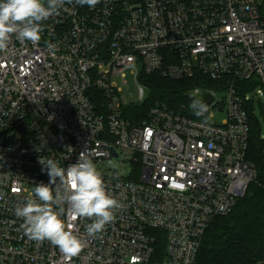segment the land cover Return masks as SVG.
Returning <instances> with one entry per match:
<instances>
[{
	"label": "built area",
	"instance_id": "1",
	"mask_svg": "<svg viewBox=\"0 0 264 264\" xmlns=\"http://www.w3.org/2000/svg\"><path fill=\"white\" fill-rule=\"evenodd\" d=\"M260 6L100 0L90 8L73 0L42 22L37 44L13 34L0 51V264H197L207 229L232 212L258 174L247 153L251 111L264 97ZM129 73L141 102L126 100ZM156 73L197 79L190 102L127 116L128 106L149 97L145 76ZM195 101L208 111L195 115ZM81 153L119 207L92 237L86 226L95 218L74 217L64 205L66 229L84 242L66 257L47 240L29 239L15 209L36 199V185L49 184L41 158L67 168ZM113 159L129 171L107 166Z\"/></svg>",
	"mask_w": 264,
	"mask_h": 264
},
{
	"label": "clouds",
	"instance_id": "2",
	"mask_svg": "<svg viewBox=\"0 0 264 264\" xmlns=\"http://www.w3.org/2000/svg\"><path fill=\"white\" fill-rule=\"evenodd\" d=\"M100 0H75L80 6L95 7ZM73 0H0V51L8 48L12 35L20 41L37 44L41 39L43 21L48 20ZM50 48L53 45H48ZM190 107L197 116L208 111L205 103L193 102ZM47 169L49 184L34 188L36 199H28L17 206L15 214L24 220L25 235L37 242L49 241L66 257L77 255L84 242L67 230L61 219L68 205L74 217L95 218L86 226L87 234L94 237L114 220L113 210L118 201L108 194L101 173L96 165L81 153L75 164L60 167L52 159H40ZM58 179V183H57ZM55 185V195L53 187Z\"/></svg>",
	"mask_w": 264,
	"mask_h": 264
},
{
	"label": "trees",
	"instance_id": "3",
	"mask_svg": "<svg viewBox=\"0 0 264 264\" xmlns=\"http://www.w3.org/2000/svg\"><path fill=\"white\" fill-rule=\"evenodd\" d=\"M264 14V1L260 6ZM151 88L142 104L126 108L127 116L137 119L147 116L156 103H166L181 109L186 94L196 85L197 79H171L156 73L145 76ZM261 123L251 111V131L247 158L258 170L256 181L235 208L227 215L217 217L207 229L198 254L197 264H257L264 260V138ZM161 235L157 251L165 255L166 239Z\"/></svg>",
	"mask_w": 264,
	"mask_h": 264
},
{
	"label": "rangeland",
	"instance_id": "4",
	"mask_svg": "<svg viewBox=\"0 0 264 264\" xmlns=\"http://www.w3.org/2000/svg\"><path fill=\"white\" fill-rule=\"evenodd\" d=\"M264 0H259L260 4H263ZM121 83V80H119ZM125 93H126V100L128 103H136L141 102L139 101V83L134 78L133 75L130 73L128 74V83L124 85ZM145 91L147 94L151 93V88L149 86H145ZM186 100L184 102H187L188 104L190 102L188 93L186 94ZM220 96L225 95V93H219ZM257 96V95H256ZM259 98V97H258ZM254 114L258 121L262 124V131L261 136L264 138V97L260 98V101H256L255 107H254ZM216 119L218 121H221L223 119L222 114H217ZM107 166L112 168H118V169H124L125 173L129 171L130 165L125 162L123 164L120 159H113L111 160Z\"/></svg>",
	"mask_w": 264,
	"mask_h": 264
},
{
	"label": "water",
	"instance_id": "5",
	"mask_svg": "<svg viewBox=\"0 0 264 264\" xmlns=\"http://www.w3.org/2000/svg\"><path fill=\"white\" fill-rule=\"evenodd\" d=\"M208 100H209V101L211 100V97H210V96H208ZM257 264H264V260H263V261H260V262H258Z\"/></svg>",
	"mask_w": 264,
	"mask_h": 264
}]
</instances>
